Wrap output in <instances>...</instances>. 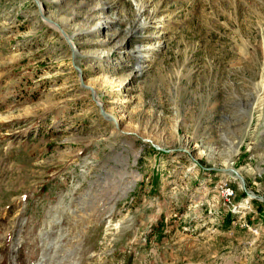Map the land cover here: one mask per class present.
Returning <instances> with one entry per match:
<instances>
[{"label":"rangeland","instance_id":"rangeland-1","mask_svg":"<svg viewBox=\"0 0 264 264\" xmlns=\"http://www.w3.org/2000/svg\"><path fill=\"white\" fill-rule=\"evenodd\" d=\"M0 264H264V0H0Z\"/></svg>","mask_w":264,"mask_h":264},{"label":"bare ground","instance_id":"bare-ground-1","mask_svg":"<svg viewBox=\"0 0 264 264\" xmlns=\"http://www.w3.org/2000/svg\"><path fill=\"white\" fill-rule=\"evenodd\" d=\"M42 11V10H41ZM139 12V11H138ZM149 18V17H148ZM49 21H51V24H53L54 25V21L52 20V19H48ZM157 20V19H156ZM161 20V19H160ZM145 22V21H144ZM103 23H105V22H103ZM159 23V22H158ZM141 24V23H140ZM142 25V24H141ZM158 26H160V25H158ZM158 26H157V28H158ZM160 33L158 32V35H159ZM155 36V35H154ZM154 38V37H153ZM157 41V40H156ZM159 41V40H158ZM150 44V43H149ZM147 46V45H146ZM159 47H160V44L157 42H155V44L153 43V44H151V45H149L148 46V50L151 52H155V50H157V49H159ZM137 49H136V52H137V54H135V56H137V57H141V61H145V62H147V61H151L152 60V56L150 55V54H152V52L151 53H148L147 55H143L141 52L143 51H141L140 52V50L141 49H143V48H145V46H139V47H136ZM134 51H132V50H130V53H133ZM145 52V51H144ZM100 56H108L109 55V52L108 51H106V50H103V51H101L100 53ZM134 55V54H133ZM154 55V54H153ZM99 56V57H100ZM140 59V58H139ZM144 64V63H143ZM136 67L134 68V70H136L138 73L139 72H141L142 71V69H143V65L141 66V65H139V64H137V65H135ZM133 70V69H132ZM133 70V71H134ZM133 73V72H132ZM131 73V74H132ZM104 79V78H103ZM109 82V81H108ZM114 124H115V126L116 127H118L117 126V124H118V122L115 120V122H114ZM119 129V128H118ZM119 133H121V134H123V135H127L126 134V132L125 131H120V130H117ZM135 138H136V136H135ZM149 139V138H148ZM144 140H146V139H144ZM159 147V146H158ZM237 147H235V145L233 146V150H232V152L234 153V151L236 152L237 151V149H236ZM236 149V150H235ZM137 155H138V151H136V152H134L133 153V160H136V157H137ZM231 152L230 153H228V157H227V160L224 162V169H227L228 170V172H227V174H234V176L237 178V174H235L234 172L233 173H231V171H233V168L230 166V162L228 161L229 160V157H231ZM127 158L126 159H123V165H124V167H126V165H127ZM232 164V163H231ZM125 168H123V170H124ZM127 176H128V178L129 179H127V180H125L123 183V185H122V190H121V193H120V195H122V196H125L131 189H132V187H133V184L138 180V174H136V173H128L127 174ZM126 176V177H127ZM126 179V178H125ZM104 186V185H103ZM99 189L100 188H95V189H93V191L95 192V194H97V195H99L100 197H103V201L102 202H100V200H99V198H98V200H97V198L96 199H94V198H92L91 199V204H93V205H96V203L97 202H100V203H97V204H101V206H105V204H108V203H110V204H114L115 203V201H116V198H117V196L116 195H114V194H109V193H106V190L105 191H100V193H102L101 195L99 194ZM91 192V191H90ZM119 195V197H121ZM95 197V196H94ZM113 207V206H112Z\"/></svg>","mask_w":264,"mask_h":264},{"label":"water","instance_id":"water-1","mask_svg":"<svg viewBox=\"0 0 264 264\" xmlns=\"http://www.w3.org/2000/svg\"><path fill=\"white\" fill-rule=\"evenodd\" d=\"M153 146L155 147V148H157V149H160L158 146H155L154 144H153ZM235 173V174H237V178L240 180V182L242 183V186H243V188H244V190H245V193H246V195H247V199H253V198H259V199H261V200H263L262 198H260L259 196H257V195H255L254 193L253 194H250L248 191L249 190H247L246 188H245V182H244V178H243V176L241 175V174H238V170H236V169H233V171H231V173Z\"/></svg>","mask_w":264,"mask_h":264},{"label":"built area","instance_id":"built-area-1","mask_svg":"<svg viewBox=\"0 0 264 264\" xmlns=\"http://www.w3.org/2000/svg\"><path fill=\"white\" fill-rule=\"evenodd\" d=\"M223 191H224V194H225L224 197H226L227 199H228V198H231V196L234 194V193H233V190H232V188H231L230 186H227L226 188H224ZM248 200H249V199H247V201H248ZM231 206H232L233 208H236V207H238L239 205H236L235 203H231Z\"/></svg>","mask_w":264,"mask_h":264},{"label":"trees","instance_id":"trees-1","mask_svg":"<svg viewBox=\"0 0 264 264\" xmlns=\"http://www.w3.org/2000/svg\"><path fill=\"white\" fill-rule=\"evenodd\" d=\"M230 216H231V213H227V216H226V220H227V222L229 223V221H230Z\"/></svg>","mask_w":264,"mask_h":264}]
</instances>
